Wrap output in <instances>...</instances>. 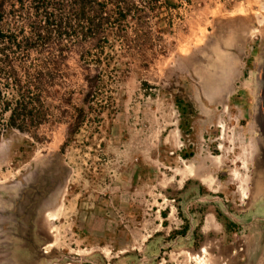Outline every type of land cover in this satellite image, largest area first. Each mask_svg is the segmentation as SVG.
Listing matches in <instances>:
<instances>
[{
  "label": "rangeland",
  "instance_id": "obj_1",
  "mask_svg": "<svg viewBox=\"0 0 264 264\" xmlns=\"http://www.w3.org/2000/svg\"><path fill=\"white\" fill-rule=\"evenodd\" d=\"M170 2L99 121L0 130V264H264V0Z\"/></svg>",
  "mask_w": 264,
  "mask_h": 264
},
{
  "label": "trees",
  "instance_id": "obj_2",
  "mask_svg": "<svg viewBox=\"0 0 264 264\" xmlns=\"http://www.w3.org/2000/svg\"><path fill=\"white\" fill-rule=\"evenodd\" d=\"M173 7L170 0H0V130L68 119L69 138L99 121L117 77L111 40L126 49L148 45L150 19ZM76 45L85 71L79 103L66 63Z\"/></svg>",
  "mask_w": 264,
  "mask_h": 264
}]
</instances>
